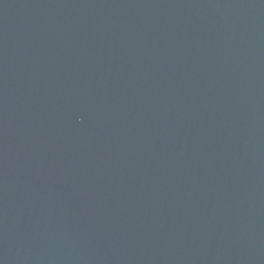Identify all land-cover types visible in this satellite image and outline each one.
I'll list each match as a JSON object with an SVG mask.
<instances>
[{
	"label": "water",
	"instance_id": "water-1",
	"mask_svg": "<svg viewBox=\"0 0 264 264\" xmlns=\"http://www.w3.org/2000/svg\"><path fill=\"white\" fill-rule=\"evenodd\" d=\"M0 264H264V0H0Z\"/></svg>",
	"mask_w": 264,
	"mask_h": 264
}]
</instances>
